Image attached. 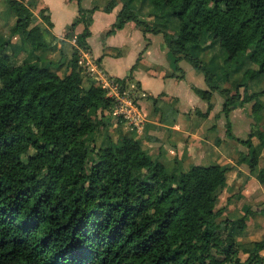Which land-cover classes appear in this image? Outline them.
I'll use <instances>...</instances> for the list:
<instances>
[{"label":"trees","instance_id":"obj_1","mask_svg":"<svg viewBox=\"0 0 264 264\" xmlns=\"http://www.w3.org/2000/svg\"><path fill=\"white\" fill-rule=\"evenodd\" d=\"M82 1L75 0L77 15L58 40L59 57L51 60L42 56L56 44L37 22L51 26L45 9L34 14L21 0H6L16 18L10 33L20 43L0 37V264H264V239L248 247L237 240L254 214L252 202H244L237 217H220L226 166L168 171L133 132L94 147L93 134L105 132L113 117L114 99L80 63L81 51L90 49L92 13L121 2L105 35L126 21L143 33H161L176 69L184 60L202 73L209 88L193 90L209 111L218 89L212 65L221 69L227 60H239L244 78L264 80V0H147L151 24L131 8L134 0H109L103 8H84ZM79 24L81 33L73 35ZM71 39L73 44L66 41ZM215 45L217 52H206ZM21 51L26 57L13 63L11 56ZM133 69L109 79L123 90ZM238 85L246 91L242 81ZM220 92L226 136L246 147L244 155L235 152V162L264 184V129L241 139L228 119L237 101H252L255 115L262 111L264 88L244 92L242 99ZM114 121L120 126V119Z\"/></svg>","mask_w":264,"mask_h":264},{"label":"crops","instance_id":"obj_2","mask_svg":"<svg viewBox=\"0 0 264 264\" xmlns=\"http://www.w3.org/2000/svg\"><path fill=\"white\" fill-rule=\"evenodd\" d=\"M4 1L6 0H0V5ZM21 1L30 5L34 14L40 9H45L44 14L48 15L51 26L47 27L40 20L39 22L45 32H49L53 39L52 43L56 44L57 42L56 48H59L58 40L63 38L68 25L77 15L75 0ZM107 1L109 0H90V5L83 7L103 8L104 2ZM120 7L116 5L109 12L97 9L92 13V22L89 26L90 34L86 39L90 49L81 51L80 63L81 65L82 62L84 63L83 69L85 66L87 70L99 72L108 79L128 75L127 71L130 72V68L134 65L131 72L132 78L128 82L131 84L136 82V92L139 97H147L152 101L156 99L150 112L144 107L145 111L141 108L146 115L142 132H133L134 137L139 140L141 148L152 159L158 160L164 166H169L175 170L177 167H184L185 165L188 168L190 165L202 164L203 162L226 166L228 168L226 187L221 191L218 201L221 205L225 198L226 206H223L225 209L230 197L240 198V195H245V192L252 193L261 190L264 184L259 183L255 178L250 184L248 181L244 184L245 187H240L243 183L240 179L245 180V177L239 176L242 168L239 163L235 162L236 150L232 142L234 139L226 136V120L221 108L210 101L212 108L209 111L206 110L207 101L199 97L193 90V88L206 89L204 78L200 76L199 72L190 69L188 66L186 68V66L177 63L178 69H176L161 33H143L134 22L126 21L122 28L115 29L110 35H105L106 31L116 21V13ZM140 19L149 23V18ZM12 27L10 26V30ZM82 29V24L76 25L73 29V35L81 33ZM96 36L98 40L95 38ZM11 37V43H20L18 35L11 34ZM66 41L70 44L74 43L73 39ZM90 77L95 79L96 74L90 75ZM217 97L222 103V98ZM240 109L238 107L232 109L228 119L232 134L243 139L236 135V132L246 131L243 124L244 116L241 112L243 109ZM157 112L159 113L158 116L155 115ZM194 113L202 116L199 123L194 121ZM118 122L121 134H129L130 132L124 130L123 122ZM252 144L256 143L252 142ZM240 151L239 153L244 152V148H241ZM263 152L264 148H262L260 156ZM229 172H232L231 178H228ZM246 201L252 202L250 200L244 202ZM239 215L240 211L237 216ZM254 225L256 224L254 216H252L247 227L253 230Z\"/></svg>","mask_w":264,"mask_h":264},{"label":"rangeland","instance_id":"obj_3","mask_svg":"<svg viewBox=\"0 0 264 264\" xmlns=\"http://www.w3.org/2000/svg\"><path fill=\"white\" fill-rule=\"evenodd\" d=\"M107 3V2H106ZM104 2V5L106 4ZM82 6H89L90 5V0H83L82 1ZM100 6V3L98 4ZM117 6H121V2L117 3ZM131 8L134 9L137 13V15L139 16V18H149V23L146 21L148 24H151L153 22V16L151 15L153 9L150 5V3L147 0H135L132 4H131ZM15 16L12 12V10L10 9V7L8 6L7 2L4 1L2 2V4L0 5V37H4L6 39H9L10 42L12 41V37H11V33H10V26H14L15 23ZM38 24L42 27L41 23L39 22V19H37ZM36 23V22H35ZM170 23V22H169ZM171 30V28H170ZM44 36L46 40H52V37L50 36L49 32H45L44 29ZM97 39V36L95 37ZM98 40V39H97ZM57 45V42H56ZM217 45H215V47H213V49H208L206 50V52H208L209 54L213 53V52H217ZM57 48L53 49L52 51L47 52L46 54H44L45 56H42L46 59H51V60H56L59 57V52H57ZM65 51L67 53H69V49H65ZM11 50L8 49V53L11 54ZM208 54L204 53L202 55L203 56H207ZM26 57L25 52L21 51L16 53L14 56H11V61L15 64H19L23 61V59ZM219 63L222 64L223 61V55L222 57L218 58ZM238 63L239 60L237 61H230L227 60L226 63L224 65H222L223 67L221 68H217L216 66L212 65L211 66V72H213L214 74V80L212 82V85H216L218 86V89H214L212 90L213 94L212 97L210 98V101H213L218 108H221L222 103L219 102V99L217 96H219L220 98H222V101H224L225 98V94L220 92V89H227L228 93L234 94L236 93V97L241 98L243 97L244 92L249 94L252 92H258L259 90L264 88V80L262 77L260 78H255V79H246L243 77L242 74V70L244 68V64L240 65V69H238ZM83 62H82V66H83ZM183 65L186 66V68H190V69H194L189 63H187L184 60H181L178 62V65ZM188 66V67H187ZM248 65L246 64L245 67H247ZM58 73L61 75L62 74V69L57 70ZM84 72H86L87 75H91L94 76L95 72H93L92 70H87L84 66ZM198 72V71H197ZM127 73H129V71H127ZM200 76L203 77L202 73H200ZM243 82L246 85V91H244V86H240L238 85L240 82ZM205 82V80H204ZM128 85H126V87H123L124 92H127L128 95L132 98V100L137 104L138 107L142 108L143 107L148 110L149 112L151 111L152 107H153V101L150 98L147 97H139L137 94V84L136 82H133L131 84V82L127 83ZM206 84V89L209 88L208 84L205 82ZM229 84V87H227ZM226 88H225V87ZM105 88V87H103ZM220 88V89H219ZM239 100V99H238ZM158 104V103H157ZM236 107L243 109V111L241 110V112L243 113L244 119H243V124L245 125V129L246 131H241V132H236V135L239 137H242L243 139H245L248 135L249 132L255 133L258 130L264 129V109L260 112H258L256 115L253 114L251 112V105H252V101H244L241 105L239 104V101L236 102ZM144 110V109H143ZM145 111V110H144ZM158 112L155 114L156 116H158ZM194 121L199 123L202 120V116L201 115H196V113H194ZM114 118L116 119V117H109L108 119V123H107V129L105 132H103L102 130H97L94 134H93V144L94 147L97 148L98 146H100L103 143H106V139H110L111 142H116L119 140L120 135H121V129L120 126L117 125V123L114 121ZM118 120V119H116ZM216 121V118H215ZM125 130V128H124ZM107 136V137H106ZM109 137V138H108ZM234 143V149L237 152H241V148H244V152L243 155L246 153L245 149L246 147L244 145H242L239 142H235L234 140L232 141ZM251 142L253 143H257L258 139L256 137H252L251 138ZM240 149V150H239ZM236 159L238 160V158L240 156H238L237 154L235 155ZM202 164L206 165L205 162H203ZM239 165H241L242 171H240L239 176L242 175L245 177V180L240 179L241 181H243V183L241 184V188L245 187L244 184L246 182H248V184H250V182L254 181L256 178L254 177L253 174H250L248 167L246 166L245 163H240ZM264 165V152L263 154L260 156L259 159V166H263ZM238 166V165H237ZM166 170L171 171L173 169H171L169 166H165ZM187 167L184 165V167H177L176 171H184L186 170ZM245 172V173H244ZM229 177L231 178V174L232 172L228 173ZM255 178V179H254ZM234 191V190H233ZM223 197H225V195H223ZM225 199V198H224ZM223 199L222 204L219 205L218 202V206L217 208L226 206V201ZM245 200H250L252 201V211L254 212V214L252 216H254V222L256 225H254V229L250 230L247 228H245L242 232V234L237 237V240L242 242V246L244 247H248L249 243L251 241H257L260 239H264V187L261 190L258 191H254V192H245V195H240V198L237 197H230V200H228V204H227V208L223 209L221 216L220 217H236L240 206L242 205V203ZM224 204V205H223ZM262 255H264V251L262 252Z\"/></svg>","mask_w":264,"mask_h":264},{"label":"built area","instance_id":"obj_4","mask_svg":"<svg viewBox=\"0 0 264 264\" xmlns=\"http://www.w3.org/2000/svg\"><path fill=\"white\" fill-rule=\"evenodd\" d=\"M95 80L107 90V96L114 99L111 115L123 122L128 132L140 133L146 121L144 111L132 100L127 92L121 89L120 84L112 79L106 78L103 74L96 72Z\"/></svg>","mask_w":264,"mask_h":264}]
</instances>
